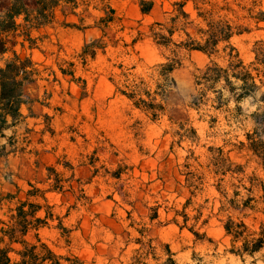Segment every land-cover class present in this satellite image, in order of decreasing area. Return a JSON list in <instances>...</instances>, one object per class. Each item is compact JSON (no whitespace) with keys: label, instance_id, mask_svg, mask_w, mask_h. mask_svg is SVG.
Returning <instances> with one entry per match:
<instances>
[{"label":"rangeland","instance_id":"1","mask_svg":"<svg viewBox=\"0 0 264 264\" xmlns=\"http://www.w3.org/2000/svg\"><path fill=\"white\" fill-rule=\"evenodd\" d=\"M2 1L7 4L0 0V9ZM138 1L77 0L73 14L64 16L58 8L52 24L31 31L35 40L31 48L28 43L14 47L21 57L35 63L39 76L24 88L26 124L5 133L14 136L13 148L6 150L14 152L0 157V219L7 221L18 201L25 200L30 183L47 191L46 201L30 198L29 202L42 206L36 217L50 215L36 234L41 243L66 259L61 264H169L167 260L174 264H264V248L252 257L228 252L231 243L222 228L227 213L218 211L212 180L192 197L180 175L188 150L202 161L208 147H222L250 175L256 164L247 163L249 156L238 152L237 145L256 127L248 116L257 104L252 99L240 103L241 116L235 121L209 107L191 109L193 76L208 58L183 51L181 65L172 73L174 86L168 91L165 114L152 120L134 108L116 87L125 79L148 81L152 67L170 55L147 37V29L166 18L176 0H151L153 8L147 16L141 15ZM236 3L264 11V0H235L234 9ZM107 6L114 10V20L102 36L95 23L108 12ZM186 10H191L190 5ZM259 27L231 40L245 63L253 58V44L264 40V23ZM95 39L102 40L104 52L97 50L94 59L80 57L83 45ZM59 69L73 76H63ZM210 117H216L212 127ZM179 124L195 129L196 144L176 143ZM260 130L264 136V122ZM49 167L54 174L47 181ZM256 173L262 177L258 169ZM54 177L60 180L61 191H48ZM188 198L185 213L189 218L200 212L192 228L198 237L189 230L194 220L180 229L182 218L177 216L176 224V211L182 210ZM155 211L157 217L150 220ZM233 217L253 231H262L264 237L261 200L254 211L233 213ZM204 220L207 223L202 225ZM34 233L26 237L32 243Z\"/></svg>","mask_w":264,"mask_h":264},{"label":"trees","instance_id":"2","mask_svg":"<svg viewBox=\"0 0 264 264\" xmlns=\"http://www.w3.org/2000/svg\"><path fill=\"white\" fill-rule=\"evenodd\" d=\"M102 1V0H101ZM108 1V0H104ZM235 0H176L172 3V11L163 21H154L148 26L147 37L160 48L169 51L170 55L165 61L152 67L148 75L149 80L137 78L132 81L125 79L122 86L116 91L124 96L131 105L157 120L165 114L168 91L174 86L172 73L181 65L180 54L185 52H200L207 56L208 63L203 69L197 70L193 76L194 95L189 107L201 110L209 107L214 112L224 113L227 120H238L242 109L240 103L252 99L256 109L248 116L256 127L245 133V140L239 141L238 152H245L249 161H254L256 168L250 175L245 173V165L231 161L224 153L222 147H208L207 155L201 161L194 156L191 150L185 157L181 166L180 175L184 177L185 187L193 197L204 190L208 180H212L211 187L218 194V211L227 213L222 222L224 235L229 237L231 248L229 253L243 257L254 256L264 248L263 232L251 230L241 219L233 217V213L245 215L247 211H254L256 204H264V136L260 124L264 122V92H260L264 82V40L253 44V58L245 63L238 51L231 43L235 36L246 34L252 29H261L259 24L264 23V11H254V7H244L236 3L237 9L231 4ZM190 5L191 10L186 7ZM77 0H7L4 10L0 12V56L10 54L0 66V139L6 143L0 144V157L7 155V148H13L14 136L6 137L4 132L23 120L20 112L22 105H27L25 86L35 83L39 76L34 68L35 63L29 57H21L14 47H24L28 43L31 48L35 40L31 31H38L54 22L55 10L60 8L62 14H73L77 8ZM142 16L151 13L153 3L151 0L138 1ZM108 12L95 24L105 30L114 20V10L107 6ZM20 22H17L18 19ZM253 24V28L251 27ZM73 27L75 25H72ZM141 33H138V36ZM21 38V41L18 39ZM136 40V38H135ZM104 43L101 39L92 40L82 47L80 57L94 59L97 50L104 52ZM61 75L73 76L59 69ZM56 80L55 74L53 73ZM123 87V88H122ZM259 96L258 98H256ZM233 105V108H230ZM31 113V109L28 108ZM210 127L216 122V117H210ZM179 143L188 140L196 144L198 137L193 128H185L179 124L176 131ZM259 170L262 177L258 176ZM48 177L54 174L53 168H47ZM120 171L113 174L118 178ZM30 190L25 192V200L18 201L10 211L7 221L0 219V264H61L65 258L56 255L45 244L40 242L36 231L50 219L48 213L43 217H36L42 206L29 202L30 198H40L46 201L45 193L28 184ZM62 185L56 177L48 191H61ZM243 192V194H242ZM262 192L261 196H257ZM12 199L13 196L9 195ZM190 204L186 199L182 210L176 211L182 218L180 229L186 228L187 222L192 219L194 224L189 228L192 231L200 217V212L192 218L185 213ZM157 217L156 211L149 219ZM207 220L202 222L205 225ZM34 233L35 243L26 239ZM239 244V245H236ZM168 252V250H167ZM169 264L173 261L167 260Z\"/></svg>","mask_w":264,"mask_h":264},{"label":"crops","instance_id":"3","mask_svg":"<svg viewBox=\"0 0 264 264\" xmlns=\"http://www.w3.org/2000/svg\"><path fill=\"white\" fill-rule=\"evenodd\" d=\"M4 7H5V5L3 4V1H2V7H1V9H0V12H2L3 10H4ZM20 18L17 20V22H20ZM4 56L5 55H3V56H0V60L2 61V65H3V63H4ZM2 65H0V66H2ZM22 108H23V105L21 106V108H20V112H21V114L23 115V120L22 121H20V122H18L14 127H12V128H10V129H8V130H6L5 132H4V134L7 132V131H11V129H14V128H16L19 124L21 125V124H23V125H25L26 124V121H27V118L25 117V115H24V113H23V111H22ZM12 133H14L13 131H12Z\"/></svg>","mask_w":264,"mask_h":264}]
</instances>
